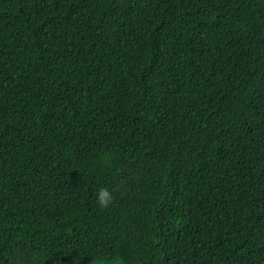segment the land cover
Instances as JSON below:
<instances>
[{"label": "trees", "instance_id": "obj_1", "mask_svg": "<svg viewBox=\"0 0 264 264\" xmlns=\"http://www.w3.org/2000/svg\"><path fill=\"white\" fill-rule=\"evenodd\" d=\"M0 264H264V0H0Z\"/></svg>", "mask_w": 264, "mask_h": 264}, {"label": "clouds", "instance_id": "obj_2", "mask_svg": "<svg viewBox=\"0 0 264 264\" xmlns=\"http://www.w3.org/2000/svg\"><path fill=\"white\" fill-rule=\"evenodd\" d=\"M97 204L101 208H107L114 202V197L108 188L101 187L96 196Z\"/></svg>", "mask_w": 264, "mask_h": 264}]
</instances>
